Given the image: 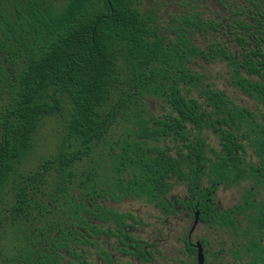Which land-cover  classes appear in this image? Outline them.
<instances>
[{
  "label": "trees",
  "instance_id": "trees-1",
  "mask_svg": "<svg viewBox=\"0 0 264 264\" xmlns=\"http://www.w3.org/2000/svg\"><path fill=\"white\" fill-rule=\"evenodd\" d=\"M199 2L160 18L146 0H0V264L43 249L59 264L94 218L126 215L99 199L167 207L173 181L231 232L237 264H264V112L193 69L224 62L264 107V0H216L214 17ZM242 181L238 203L207 209Z\"/></svg>",
  "mask_w": 264,
  "mask_h": 264
},
{
  "label": "flooded vegetation",
  "instance_id": "flooded-vegetation-1",
  "mask_svg": "<svg viewBox=\"0 0 264 264\" xmlns=\"http://www.w3.org/2000/svg\"><path fill=\"white\" fill-rule=\"evenodd\" d=\"M175 184L180 183L173 181L171 191L167 194V199L173 204L168 202L167 207L155 206L142 198L99 199L101 205L126 215L117 222L113 216L108 220L94 218L91 223L96 227L90 236L91 243L72 245L77 250L71 254L63 248L59 249V264H197V245L201 249L203 264H216L221 250H212L208 238L214 226L209 211L202 221L200 211L196 208L198 201L186 194L185 187L183 195L172 193ZM215 192L206 193L207 209L209 205L222 207L215 200ZM179 197L184 204L176 202ZM127 200H142L151 205L156 212L153 220H144L132 208L119 209V205ZM95 214H98L97 210ZM179 214H183L181 220L186 222L181 227L177 218ZM199 224L204 226L205 234L195 238L194 231ZM24 264H50L49 251L43 249V252L31 256Z\"/></svg>",
  "mask_w": 264,
  "mask_h": 264
},
{
  "label": "rangeland",
  "instance_id": "rangeland-1",
  "mask_svg": "<svg viewBox=\"0 0 264 264\" xmlns=\"http://www.w3.org/2000/svg\"><path fill=\"white\" fill-rule=\"evenodd\" d=\"M215 1L216 0H200L198 4L203 5V9L206 11L205 15L214 17L217 11ZM146 3L150 7H154L156 13L161 15L160 18L166 17L169 12H175L177 9H182V7H180L179 5V0H146ZM198 8L200 9V6ZM193 69L203 72L206 75L207 81L211 82L214 86L223 89L235 103L245 105L251 108L258 115L264 112V107L256 105L255 102L251 100L248 96H246L243 92L229 85L227 68L224 62H205L202 60H196L193 63ZM148 107L151 111L156 114L162 112V109L157 101H150ZM50 124L48 125L47 130L51 128L52 123ZM208 141H210L211 145L218 147L217 139L212 135H210ZM250 185V182L242 181L239 184L232 185L226 188L220 186L215 192V200L219 202L222 207L234 205L242 199L245 189ZM172 193L183 195L185 193L184 186L181 184H175L172 189ZM258 195H264V191H260ZM124 208H132L134 211L139 213L138 215L141 218L146 221L153 220L152 217L156 213L155 210L151 207V205L146 204L142 200H127L125 202H122L119 205V209ZM177 218L180 227L182 224H186L185 221L181 220L183 218V214H179ZM204 234V226L202 224H199L196 230L194 231V236L195 238H200ZM208 238L211 243L212 250H221L220 254L216 258V264L238 263L232 254L234 245L232 244L233 237L231 232H229L226 228L223 227L219 228L216 226H212Z\"/></svg>",
  "mask_w": 264,
  "mask_h": 264
},
{
  "label": "water",
  "instance_id": "water-1",
  "mask_svg": "<svg viewBox=\"0 0 264 264\" xmlns=\"http://www.w3.org/2000/svg\"><path fill=\"white\" fill-rule=\"evenodd\" d=\"M198 212H196V217H197ZM197 264H203V258H202V253L199 245H197Z\"/></svg>",
  "mask_w": 264,
  "mask_h": 264
}]
</instances>
